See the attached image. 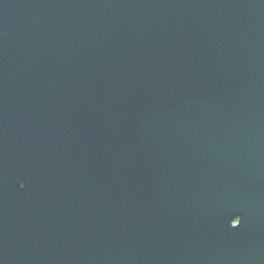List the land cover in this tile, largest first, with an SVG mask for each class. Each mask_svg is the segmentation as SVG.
<instances>
[{"label": "water", "instance_id": "water-1", "mask_svg": "<svg viewBox=\"0 0 264 264\" xmlns=\"http://www.w3.org/2000/svg\"><path fill=\"white\" fill-rule=\"evenodd\" d=\"M0 264H264V0H0Z\"/></svg>", "mask_w": 264, "mask_h": 264}, {"label": "snow or ice", "instance_id": "snow-or-ice-1", "mask_svg": "<svg viewBox=\"0 0 264 264\" xmlns=\"http://www.w3.org/2000/svg\"><path fill=\"white\" fill-rule=\"evenodd\" d=\"M19 187H20L21 189H23V188L26 187V185H25L24 182H21V183L19 184ZM237 216H240V215H235L234 218H233L232 220L234 221L235 218H236ZM240 223H241V220L234 222V227H233L232 229H236V228L240 225Z\"/></svg>", "mask_w": 264, "mask_h": 264}]
</instances>
